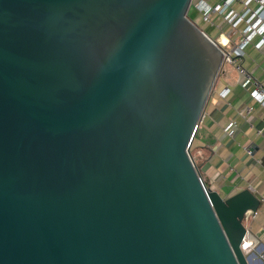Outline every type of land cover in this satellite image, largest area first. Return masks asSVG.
Instances as JSON below:
<instances>
[{
  "label": "water",
  "instance_id": "obj_1",
  "mask_svg": "<svg viewBox=\"0 0 264 264\" xmlns=\"http://www.w3.org/2000/svg\"><path fill=\"white\" fill-rule=\"evenodd\" d=\"M191 3L0 0V264H259L261 199L191 153L224 66Z\"/></svg>",
  "mask_w": 264,
  "mask_h": 264
},
{
  "label": "crops",
  "instance_id": "obj_2",
  "mask_svg": "<svg viewBox=\"0 0 264 264\" xmlns=\"http://www.w3.org/2000/svg\"><path fill=\"white\" fill-rule=\"evenodd\" d=\"M246 51L245 67L264 85V50L249 45ZM252 89L234 66L224 65L202 115L192 154L211 189L230 196L249 188L261 199L256 216L249 217L246 226L251 251L257 253L254 260L264 264V106L251 97ZM248 106L253 107L250 112Z\"/></svg>",
  "mask_w": 264,
  "mask_h": 264
},
{
  "label": "built area",
  "instance_id": "obj_3",
  "mask_svg": "<svg viewBox=\"0 0 264 264\" xmlns=\"http://www.w3.org/2000/svg\"><path fill=\"white\" fill-rule=\"evenodd\" d=\"M191 7L203 21L217 29L216 36L202 30L224 51V65L234 66L253 85L251 97L264 106V85L244 65L249 45L258 51L264 50V0H192ZM226 91L222 93L223 96H226ZM252 109V106L247 107L248 112ZM247 152L253 153L251 148ZM256 214L257 211L249 217H255ZM245 245L250 251L248 239Z\"/></svg>",
  "mask_w": 264,
  "mask_h": 264
},
{
  "label": "rangeland",
  "instance_id": "obj_4",
  "mask_svg": "<svg viewBox=\"0 0 264 264\" xmlns=\"http://www.w3.org/2000/svg\"><path fill=\"white\" fill-rule=\"evenodd\" d=\"M211 2H212V0H211ZM194 16H195L194 19L191 17L190 18L195 20V22L198 24V26H200V28L204 29L208 33L215 34V36L218 35L217 29L214 28L213 25L207 24L205 21H203V19L199 15V13H195ZM219 23H221V22L219 21Z\"/></svg>",
  "mask_w": 264,
  "mask_h": 264
},
{
  "label": "trees",
  "instance_id": "obj_5",
  "mask_svg": "<svg viewBox=\"0 0 264 264\" xmlns=\"http://www.w3.org/2000/svg\"><path fill=\"white\" fill-rule=\"evenodd\" d=\"M195 13H197L196 12V10H194L192 7L190 8V10H189V12H188V14H189V16L191 17V18H193L194 19V14ZM195 21V20H194ZM199 129V128H198ZM197 134H198V130H197V133H196V136H195V139H194V141H193V143H192V146H191V153H192V150H193V146H194V144H195V140L197 139ZM193 155V154H192Z\"/></svg>",
  "mask_w": 264,
  "mask_h": 264
}]
</instances>
